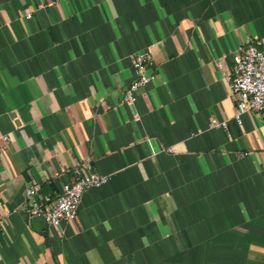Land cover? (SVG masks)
<instances>
[{"label":"crops","instance_id":"0c3cea01","mask_svg":"<svg viewBox=\"0 0 264 264\" xmlns=\"http://www.w3.org/2000/svg\"><path fill=\"white\" fill-rule=\"evenodd\" d=\"M249 42L264 0H0V264H264V112L238 125L228 80ZM88 167L74 219L33 211Z\"/></svg>","mask_w":264,"mask_h":264},{"label":"built area","instance_id":"2783aa9c","mask_svg":"<svg viewBox=\"0 0 264 264\" xmlns=\"http://www.w3.org/2000/svg\"><path fill=\"white\" fill-rule=\"evenodd\" d=\"M27 17H31L28 14ZM153 60V52L147 49L137 53L133 59L135 79L125 90L124 102L134 103L137 100V92L147 86L153 79L148 73ZM234 65L228 75L231 92L235 100L233 119L238 125H242L243 115L248 112H264V49L259 43L249 42L240 46L233 55ZM211 126L228 130V119L218 120L213 118ZM231 136V134H228ZM10 137L0 133V147L8 144ZM172 149H169L171 151ZM74 179L63 186L58 198L48 204L45 201L34 203L33 211L42 216L51 226L59 227L77 216L84 193L90 188L101 187L107 181V177L100 175L93 168H76ZM38 187L30 189V195H36ZM2 199L0 197V227L4 224V216L1 213Z\"/></svg>","mask_w":264,"mask_h":264}]
</instances>
